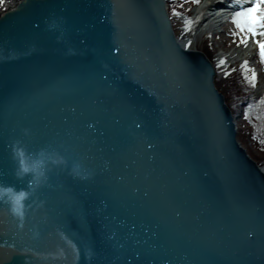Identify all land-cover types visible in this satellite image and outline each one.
I'll use <instances>...</instances> for the list:
<instances>
[{"label": "water", "instance_id": "1", "mask_svg": "<svg viewBox=\"0 0 264 264\" xmlns=\"http://www.w3.org/2000/svg\"><path fill=\"white\" fill-rule=\"evenodd\" d=\"M165 0H0V264H264V166Z\"/></svg>", "mask_w": 264, "mask_h": 264}, {"label": "rangeland", "instance_id": "2", "mask_svg": "<svg viewBox=\"0 0 264 264\" xmlns=\"http://www.w3.org/2000/svg\"><path fill=\"white\" fill-rule=\"evenodd\" d=\"M203 2L204 0H198V2L197 0H168V11L170 15H172L174 21L173 28H175L177 37L185 36L190 31L199 27L205 13L196 16L195 10H197L198 5H202ZM216 6L213 8L214 10L217 8ZM232 12L233 10L227 17H224L223 22L217 28L205 29L198 32L193 39L191 47L192 49L202 51L209 58L214 65L216 73L219 67L222 70H233V73L242 66L246 67L253 76L255 83L258 85L260 93L264 95V57L258 52L260 50L259 44L257 43L255 44L256 46H251L253 48L251 55L239 59L246 42L250 41L251 38H256L257 42L261 37H264V35L258 36L256 33L247 31L245 26H237L235 16L231 15ZM261 41L264 40L261 39ZM241 114L242 108L241 112L238 113L235 111V113H233L237 121V137L248 154L254 160L256 158L255 161L257 162L261 157L263 158V155L258 152L245 133L243 129L245 117ZM260 166H264V163Z\"/></svg>", "mask_w": 264, "mask_h": 264}, {"label": "trees", "instance_id": "3", "mask_svg": "<svg viewBox=\"0 0 264 264\" xmlns=\"http://www.w3.org/2000/svg\"><path fill=\"white\" fill-rule=\"evenodd\" d=\"M170 13V12H169ZM171 20L174 27V21ZM241 25H246L247 16L237 17ZM175 30V28H174ZM215 84L223 93L231 111L239 112L245 117L243 129L252 144L263 155L258 164L264 163V95L259 91L250 71L242 66L233 73V70L217 68ZM256 160V158H255Z\"/></svg>", "mask_w": 264, "mask_h": 264}, {"label": "bare ground", "instance_id": "4", "mask_svg": "<svg viewBox=\"0 0 264 264\" xmlns=\"http://www.w3.org/2000/svg\"><path fill=\"white\" fill-rule=\"evenodd\" d=\"M165 1L168 10V0ZM235 4H238L236 0H204L202 5L199 4L200 6L198 5L197 10H195L196 16L205 13L201 24L196 29L190 31L187 35L182 37L179 36L178 38L180 44L184 47H188L192 49L191 44L193 42V39L198 34V32L203 31L205 29L217 28L223 22L224 17H227L230 14V12L234 9ZM215 6L218 7V10L213 9ZM258 29L261 31L260 33H264V27H259ZM261 39L264 40V37H261L259 40ZM255 44H257L255 38H251L250 41L246 42L244 44L245 46L243 50L241 51L242 54L239 56V59L251 55L253 51V48L251 46Z\"/></svg>", "mask_w": 264, "mask_h": 264}, {"label": "snow or ice", "instance_id": "5", "mask_svg": "<svg viewBox=\"0 0 264 264\" xmlns=\"http://www.w3.org/2000/svg\"><path fill=\"white\" fill-rule=\"evenodd\" d=\"M258 11L261 12L260 15H256ZM235 16L236 17L247 16V23L246 25H242V26H247L248 29L253 33H256V29L258 25L260 27H264V9L261 8L260 0H257V3L253 7H249L241 12H237ZM237 23H239V20H237ZM260 35H264V33H260ZM257 43L260 46V54L262 57H264V41L258 40Z\"/></svg>", "mask_w": 264, "mask_h": 264}]
</instances>
